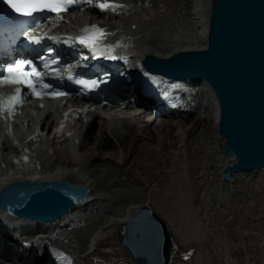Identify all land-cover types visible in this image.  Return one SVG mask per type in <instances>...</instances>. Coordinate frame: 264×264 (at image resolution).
<instances>
[{"label":"bare ground","instance_id":"obj_1","mask_svg":"<svg viewBox=\"0 0 264 264\" xmlns=\"http://www.w3.org/2000/svg\"><path fill=\"white\" fill-rule=\"evenodd\" d=\"M109 2L123 7L105 12L83 3L42 34L50 33L69 53L79 31L106 25L107 48L137 69L117 97L86 111L73 98L44 105L27 100L13 118L0 114V189L19 181H70L89 188L86 201L52 221L19 217L12 222L0 208V264H62L63 252L72 255V264H125L120 247L98 249L113 245L135 210L146 204L164 210L172 234L184 245L199 240L192 219L189 225L181 220L187 205L204 210L209 223L212 210L232 214L241 207L251 216L250 225L264 222V168L224 180L231 159L210 84L159 76L150 81L138 68L149 54L168 57L204 48L211 0ZM154 77L169 91L165 97H151ZM69 111L67 128L53 134ZM182 208L180 216L173 212ZM223 253L232 264L228 248ZM194 264H202L199 254Z\"/></svg>","mask_w":264,"mask_h":264},{"label":"water","instance_id":"obj_2","mask_svg":"<svg viewBox=\"0 0 264 264\" xmlns=\"http://www.w3.org/2000/svg\"><path fill=\"white\" fill-rule=\"evenodd\" d=\"M146 67L172 78L206 80L215 92L218 130L231 163L225 181L264 168V0H211L207 45L168 57L145 56ZM89 188L70 181H19L0 189V207L12 215L56 220ZM133 264H171L180 254L169 224L149 205L138 207L122 229Z\"/></svg>","mask_w":264,"mask_h":264},{"label":"rangeland","instance_id":"obj_3","mask_svg":"<svg viewBox=\"0 0 264 264\" xmlns=\"http://www.w3.org/2000/svg\"><path fill=\"white\" fill-rule=\"evenodd\" d=\"M149 205L158 215L168 222V218L165 216V212H163L164 210L157 208L154 204ZM192 207L193 206L189 207V205H187L186 208L183 207V215L180 212L183 208L177 209L173 212H178L176 214L179 216L180 214L182 215L180 217H183L181 220L183 222L185 221L184 224L187 222L191 224L190 220L192 219L191 229H196L197 232H193H195V236L199 235V240L193 241L189 245H184L181 244L171 232L173 239L176 243L178 241L180 244V254L173 259L174 263L172 262L171 264H194L198 254L200 257V263L202 264H226L223 255L225 248H228V252L232 257V264H264V222H262L261 226L259 225L260 227L258 225H250L251 216L246 213V208L241 207L232 214L227 213L226 210H212L211 216L213 217H211V219L213 222L209 223L206 219L204 210ZM205 226L211 231V235H209ZM122 229L119 231L120 233L118 232L119 235H117V239H112V241H114L113 245L111 244L112 246L110 244H105L102 245L101 248L99 247L98 250H109L110 248V250H112L119 249L118 247H120L123 251L121 262L127 264L125 261L128 259V261L133 264L121 245L123 236ZM114 243H116V245ZM184 252H186V257L185 255L182 256ZM124 254H127V258ZM93 260L94 262H97L96 257H94Z\"/></svg>","mask_w":264,"mask_h":264},{"label":"snow or ice","instance_id":"obj_4","mask_svg":"<svg viewBox=\"0 0 264 264\" xmlns=\"http://www.w3.org/2000/svg\"><path fill=\"white\" fill-rule=\"evenodd\" d=\"M11 7L17 12L26 16H31L33 13L49 11L56 13V15L63 19V13L68 12L70 8H73L80 3H86L94 6L101 11L116 12L123 5L109 2V0H7ZM86 33H90L86 38L82 37L80 42L87 44L91 47H95L99 42L105 38L106 34L98 26L93 25L90 29H85ZM24 63H18L13 68H9L8 75L0 77V86H13L15 92L12 95L0 94V112L6 114V116L14 115L15 108L20 105L22 100V88L27 87L32 90L33 94L42 95L38 91L37 84L33 82V77L38 73L33 69L32 72H24ZM78 83L82 84L85 88L89 87V82L80 80ZM95 81H92V85H95ZM47 88L48 85H44ZM56 96L64 95V93H55Z\"/></svg>","mask_w":264,"mask_h":264}]
</instances>
